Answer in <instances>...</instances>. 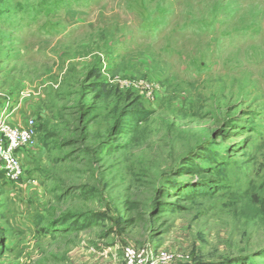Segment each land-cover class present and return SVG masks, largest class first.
I'll use <instances>...</instances> for the list:
<instances>
[{
  "label": "rangeland",
  "instance_id": "rangeland-1",
  "mask_svg": "<svg viewBox=\"0 0 264 264\" xmlns=\"http://www.w3.org/2000/svg\"><path fill=\"white\" fill-rule=\"evenodd\" d=\"M31 120L0 264H264V0H0V121Z\"/></svg>",
  "mask_w": 264,
  "mask_h": 264
},
{
  "label": "built area",
  "instance_id": "built-area-1",
  "mask_svg": "<svg viewBox=\"0 0 264 264\" xmlns=\"http://www.w3.org/2000/svg\"><path fill=\"white\" fill-rule=\"evenodd\" d=\"M0 132L3 136V140L0 142V168L9 182L19 184L26 175L21 167L18 153L25 146L34 143L36 137L34 121H28L24 126L17 128L8 125L5 121H0ZM146 254L148 256V253ZM126 257L132 264L135 262L143 264L142 256H138L134 250L128 249Z\"/></svg>",
  "mask_w": 264,
  "mask_h": 264
},
{
  "label": "trees",
  "instance_id": "trees-1",
  "mask_svg": "<svg viewBox=\"0 0 264 264\" xmlns=\"http://www.w3.org/2000/svg\"><path fill=\"white\" fill-rule=\"evenodd\" d=\"M148 113H139L132 109H125L120 113L119 119L116 124L115 133L120 136H126L130 133V129L134 124L147 121ZM256 204L260 206V212L264 216V199L256 197ZM264 258V256H261ZM246 264H252L250 262Z\"/></svg>",
  "mask_w": 264,
  "mask_h": 264
}]
</instances>
